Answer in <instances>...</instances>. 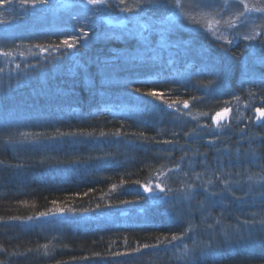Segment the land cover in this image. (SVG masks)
Instances as JSON below:
<instances>
[{
  "label": "trees",
  "instance_id": "1",
  "mask_svg": "<svg viewBox=\"0 0 264 264\" xmlns=\"http://www.w3.org/2000/svg\"><path fill=\"white\" fill-rule=\"evenodd\" d=\"M56 2L58 0H52L53 4ZM168 2L172 3L173 0ZM140 3L141 0H124V3L120 0L109 1L103 14L109 11L112 15L119 8L130 7L133 9L130 17L146 12V16L149 15L151 19L148 22L161 24L157 20L165 18L172 10L154 8L152 11L138 12L137 6ZM54 11L43 15L39 13L30 15L21 22L13 20L14 16L21 14L17 6L0 5V31L7 27L25 37L15 42L19 47L11 49L12 63L7 67L11 69L10 75L13 79L9 80L8 75L0 74V122L9 117L20 124V132L33 134L47 132L55 135V129L59 128L65 132L78 129L94 131L96 137H100L101 132L112 134L119 131L126 134L124 137L126 140L134 141L139 146L132 148L124 143L107 142L98 146L91 143H79L74 146L65 143L61 147L69 155L60 153L57 159L63 162L57 164L54 170L47 164L34 166L33 161L39 157L30 149L18 148L14 155L11 148L0 145V164L3 165L0 167V262L184 264L180 248L167 253L162 250L142 249L141 253L132 254L134 258L111 255V252L125 250L124 237L128 238L130 249L135 247L137 241L141 245L155 244L156 237L162 239L164 236L180 235L188 228V221H191L201 233L206 229V225L201 222V213L195 207L197 202L195 200L190 209L188 205L182 204L174 213L166 211L167 205H160L148 208L143 215L138 214L136 209L139 205H144L143 200L139 205H120L113 208L105 206L109 202L117 204L118 198L134 200L137 191L140 190V186L135 183L137 180L141 184L150 180L154 183L157 180L154 178L160 173L159 179L177 188L179 181L184 179L182 174L171 176L173 173L168 172V168L175 167L168 157L179 162L183 155L181 151L178 149L169 151V146L164 144L146 143L134 137L132 133L138 134L142 131L149 139L152 137L156 140L171 139L169 133L174 130L191 131L197 125H212L216 113L223 111L224 108H230L227 123L231 128L224 129L227 134L222 136L223 140L231 142L230 146L237 143L241 129L250 135L264 137V126L255 121V116H259L255 109L264 108V93H261L260 87L256 84L245 82L243 75L245 62H249L257 76L264 75V64L251 65L252 49L249 45L252 42L236 41L230 51L224 53L217 46L218 42L214 37L202 29L195 35V43L197 47L209 50L210 56L215 58L216 66L213 71L216 75H193L188 81V87L168 83L166 78L169 75L186 74L182 63L178 62L176 68L171 71L167 65L136 67L129 63L130 57L144 51L143 44L146 40L151 41L153 46H158V33L141 28L133 29L131 27L133 23L126 24L124 20L123 26H109L104 18L99 17L100 13L90 17L93 21L91 27L87 26L88 21H81L85 25L84 32L87 36L79 35V42L76 43L79 51L74 56L64 57L61 62L50 58L45 60L49 53L36 55V48L32 45H56L64 39L72 42L70 34L60 33L68 30L69 25L66 21L70 15H83V8L79 5L66 8L56 16ZM208 16L213 18L214 14L210 12ZM258 21L259 25L261 20ZM184 25L185 23H182V26ZM75 32L79 34V26H76ZM247 32L252 31L245 30L241 33ZM185 33H182L183 38H189ZM85 41L87 43H84ZM256 54L261 55L260 52ZM54 55L59 56V53ZM114 56L118 57L115 62L105 64L106 60L111 61ZM4 60L5 58L0 56V66H5ZM196 63L198 67L203 66L199 58ZM16 64H20L19 70L15 68ZM29 64H40L43 67L32 69L29 68ZM18 71L22 77L19 80L15 78ZM25 72H32V75L24 76ZM213 79L216 80V85L212 89L201 87ZM132 80L137 82L129 83ZM137 87L141 92L150 90L163 92V99L168 103L186 100L188 107L184 108L182 103L174 105L180 109L179 119L176 115L168 114L172 110L165 108L164 111H160L161 101L156 102L155 109L151 106L146 109L133 97L134 89ZM133 107L136 111H129ZM141 117L155 127H137ZM12 131L16 132V129ZM0 138L6 140L7 136L0 133ZM100 138L121 139L111 135ZM210 138L205 135L204 140L192 142L188 137L181 136L179 145L185 148L198 147L201 153H207L208 162L213 163L215 152L205 143ZM253 147L257 148V156L264 153V148L258 145ZM105 154L114 159L111 165L102 166L100 171H86L67 162L76 158L87 159ZM22 161L29 165L27 171L23 173L18 174L14 168L8 167ZM255 164L264 165V158L257 159ZM255 164L242 162L240 165H227L233 172L237 170L243 172L240 185L243 191H236V196L244 197L248 202L244 203L230 194H225L223 203H218L212 210L213 217H222L218 231L238 225L240 221L248 218V213L264 210V201H261L258 193L254 191L259 187L256 181L262 174V168L256 167ZM162 166H165L163 172L167 173V176L161 173ZM197 171L201 169L197 168ZM249 175L253 176L252 180L248 179ZM113 184L117 186L115 190H112ZM249 189L253 190V196L256 197L254 204L244 196ZM197 199L202 200L203 196ZM53 201L56 203L53 204ZM98 203L101 204V209H96ZM57 208H74L83 214L85 209L92 211L87 212L88 216H80L79 223H62L64 218L56 216L53 222L42 223L39 227L23 226L26 223H33L27 220L28 217H36L43 221L45 218L40 217L41 212H50ZM13 217H19L20 220L11 219ZM200 239L205 240L207 236L202 235ZM175 243L180 244V241ZM185 243L189 248L192 247L191 241L185 240ZM45 244L48 245L47 249L43 248ZM163 248V244L159 245V249ZM29 249L33 252L29 253ZM37 249L39 251H36ZM46 252L48 255H45ZM97 252L101 253V256L93 255ZM222 253L225 257L223 264H261L264 260V242L258 241L254 245L240 243L222 249ZM213 260L212 256H208L206 264H213Z\"/></svg>",
  "mask_w": 264,
  "mask_h": 264
},
{
  "label": "snow or ice",
  "instance_id": "2",
  "mask_svg": "<svg viewBox=\"0 0 264 264\" xmlns=\"http://www.w3.org/2000/svg\"><path fill=\"white\" fill-rule=\"evenodd\" d=\"M124 3V0H120ZM0 5L4 6H17L20 10L19 16H14L13 20H19L23 22L30 15H35L37 13L43 15L53 10V8L66 7L64 4L54 5L52 0H0ZM83 7V15H70L66 23L69 25L68 30L61 32V35H71L72 42L69 39H64L60 44L48 45L43 44H33L32 47L39 50L40 53L48 52L49 55L45 57V60L49 58L53 61L61 62L64 57L74 56L79 49L76 47V43L79 42V35L83 34L87 36L84 32L85 25L81 21H88L87 26L91 27L93 21L90 17H95L97 13L103 14L105 9L108 7V0H80V5ZM185 7H190L193 12L200 11H210L214 12L215 25L213 27L209 25L207 31L214 37L218 42L217 46L223 50L224 53L230 51L231 46L235 44L236 41L252 42L249 47L252 49L250 52V63L252 66L256 64H264V0H258L257 5L250 6L245 0H234V4H228L227 0H190L189 3L182 2V0H173L169 3L168 0H141L138 4L137 9L139 11H152L154 8H165L172 9V16L167 18L166 24H154L151 22H145L140 24L141 29L150 32L158 33L159 42L158 46H153L151 41L146 40L143 44L144 51L137 55L130 57L129 63L136 67L151 66V67H162L167 65L169 70H174L177 63H182L186 74L181 76L177 73L176 76L169 75L166 78V82L179 84L184 87H188V81L193 75L202 76L206 74L216 75L213 69L216 66L215 58L210 56L209 50L202 47H197L195 43V36L191 35L189 39L183 38V27H198L203 28L199 21L196 20L194 16H186L184 12ZM234 10H231L233 9ZM122 12H133L130 7L121 8ZM258 14V19L261 20L259 25L260 31L247 32L241 34V29L245 26L250 17ZM184 16L188 21L187 25H180L174 23L177 18ZM131 20V18H129ZM76 26H79V34L75 32ZM221 31H227L231 34V38L221 34ZM47 35V34H44ZM259 37V39H258ZM25 37L18 35L11 31L9 28H5L0 31V56L4 57V65L0 66V74H6L9 80L13 79L10 75L11 69L7 67L8 64L12 63V51L13 47H19L16 45L17 40H23ZM84 43H87L85 41ZM8 49V50H5ZM72 50V51H69ZM257 52L261 55L257 56ZM54 53H59V56L54 55ZM39 53H37L38 55ZM23 55V53H20ZM199 58L202 67H198L196 60ZM118 59V57H113L111 61L106 60L105 64L113 63ZM79 57H77V63ZM79 66V65H78ZM20 64H16L15 68L20 69ZM43 67V65H31L29 68ZM230 70V67L229 69ZM24 76H31L32 72L23 73ZM243 75L245 82L256 84L260 87L261 93H264V75L257 76L250 66L249 62H245L243 68ZM17 80L21 79V74L17 72L15 77ZM137 81L132 80L129 83L134 84ZM216 85V80H209L208 83L201 85L205 89H212ZM174 91V90H173ZM250 95H255V93H250ZM164 93L157 90H150L147 92H141L140 88H135L133 97L140 104L144 105L147 109L150 106L155 109L156 102L161 101L159 105L160 111H164L165 108L172 110L168 114L176 115L177 119L180 116V109L174 107V105L182 103L184 108L188 107V101H173L168 103L163 99ZM151 98V99H150ZM193 99H197L193 97ZM129 111H136L135 107L129 109ZM230 108H224L222 112L216 113L214 123L212 125L201 126L197 125L196 128L191 131H172L169 133L171 139H161L156 140L155 137L148 138L141 131L138 134L132 133L134 137L142 140L146 143L164 144L169 146V151L179 150L183 153L179 162L174 161L171 157L168 159L175 164V167L168 168V172L173 174H182L184 179L179 181V187L173 188L171 184L166 183L163 180H159L157 183H153L151 180L141 184L139 180L135 181L137 185L140 186V190L137 191L134 200L119 199L117 204H112L109 202L105 205L108 208L119 207L120 205H139V202L143 200L144 205H139L136 209L138 214H145L148 208L157 207L160 205H167L166 211L174 213L180 205H188L189 209L193 206L192 202L197 201L195 207L201 213V222L206 225V229L203 233L199 232L195 225L188 221V228L182 232V234H173L170 237L164 236L162 239L156 237V243H144L141 245L138 241L135 242V247L129 249L128 238H123L124 251L111 252L113 257H126L134 258L133 253H141L142 249H154L162 250L165 253L180 248L182 250L184 264H206V258L212 256L214 258L213 264H223L224 255L222 249L230 248L240 243H245L248 245H254L258 241L264 242V210L261 212H251L247 214L246 219L240 221L236 226H229L228 228H222L220 231L217 230L218 226L222 223V217H213L212 210L216 207L218 203H223L225 194H230L234 198L247 203V199L244 197H237L236 191H243L240 187L241 178L243 172L237 170L235 172L227 168L228 164L240 165L242 162H247L249 164H255L257 159L264 158V153L257 156V148L253 147L258 145L264 148V137L250 135L249 132L240 130L238 135V141L235 145H231L230 141L222 139V136L227 133L224 129H230L231 125L227 123L226 113L230 112ZM256 113L259 116H255V121L258 122L260 126H264V108H256ZM131 118V117H127ZM225 121V123H222ZM51 126V125H49ZM123 126V125H122ZM155 127L148 120L140 118L137 122V127ZM44 127V125H41ZM16 132H13V129ZM20 124L13 121L9 117H5L3 122H0V133L7 136V139L0 138V145L9 147L13 150L15 155L16 149H30L36 156L39 157L38 160L33 161V165L36 167L43 166L47 164L50 168L55 170V166L63 161L57 159L60 153L64 155H69V153L61 147L63 144L76 145L79 143H91L94 146L101 145L103 143H124L128 147H138L134 141L126 140L124 137L125 133H100V137L115 136L121 139L116 140H103L100 137H96L95 132H86L84 130H70L61 131L59 128L55 129L56 134L51 135L47 132L41 133H30V132H20ZM205 135L211 137L205 141L206 146L215 152V160L213 163L208 162L207 153H201L199 148H193L191 146L185 148L179 145V138L181 136L188 137L192 142H197L205 139ZM247 145V147H245ZM56 153V156L51 155ZM114 158L108 154L102 156L88 157L87 159L76 158L74 160L67 161L76 168H83L86 171H100L101 167L104 165H111ZM94 161V163H90ZM3 165L0 164V167ZM256 167L262 168V174L258 176L256 181L259 187L254 191L258 193L259 199L264 201V165L255 164ZM16 170V172L23 173L27 171L29 165L25 162H20L16 165H8ZM161 167V173L167 176V173L163 172ZM197 168L201 171H197ZM246 171V170H245ZM160 173L154 179H159ZM171 179V177H168ZM249 180L253 179L252 175L248 176ZM23 183V180H21ZM116 185H112V190L116 189ZM235 189V190H234ZM147 194V196H145ZM87 195V193H85ZM203 196L202 200L197 198ZM244 196L255 202L256 197L253 196V190L244 193ZM53 204L56 201L52 202ZM147 207H146V206ZM96 209H101V204L96 205ZM89 209H85L84 212L87 213ZM182 211V209H181ZM83 213H78L74 208H57L50 212H41L40 217H44L43 221H39V218L28 217V221L33 223H26L23 226L25 228L39 227L42 223H51L54 221L56 216H61L64 219L62 223H79V217ZM51 218V219H49ZM13 220H20L19 217L11 218ZM39 221V222H37ZM209 221H214L209 223ZM206 235L207 239L201 240L200 237ZM185 240L191 241L192 247L189 248ZM180 241V244L175 243ZM163 244L164 248L159 249V245ZM171 246V247H169ZM44 249L48 248V245H43ZM29 253L33 252L32 249L28 250ZM36 251H39L37 249ZM45 255H48L46 252ZM95 256H101V253H94ZM54 258V257H50ZM75 259V257H74ZM0 264H6V262H0ZM57 264H60L57 261ZM264 264V260L261 261Z\"/></svg>",
  "mask_w": 264,
  "mask_h": 264
},
{
  "label": "rangeland",
  "instance_id": "3",
  "mask_svg": "<svg viewBox=\"0 0 264 264\" xmlns=\"http://www.w3.org/2000/svg\"><path fill=\"white\" fill-rule=\"evenodd\" d=\"M109 1H113V0H108V2ZM182 2L189 3L190 0H182ZM245 2L248 3L250 6L258 4V0H245ZM227 3L228 4H234V0H227ZM57 4H64V5H66V7H61V8H58V9L54 7L53 10H55L54 11L55 16L60 11L64 12V9H66V8H69V7H72V6H75V5H80V0H58V2H56L54 5H57ZM109 6H110V4H109ZM81 8H83V7L81 6ZM183 10H184L186 16H189V17L194 16L196 18V20H198L200 22V25L203 26V28L186 27L185 26L183 28V32L184 33L186 32L187 35L189 36V38H190L191 35L195 36L196 34L201 32L202 29L207 30L209 25H212L213 27H217L215 25V19L217 17L215 16L214 12H211V13L214 14L213 18H209L208 15H209L210 11H207V10L200 11V12H193L190 7H185ZM231 10H234V8L231 9ZM108 12H107V14H101L99 17L101 19L109 17V18H111L114 21L124 20L126 24H130L132 22L133 26H131V27L133 29L134 28H141L140 24L148 22L149 20H151L149 18V15H148V17L146 16V12H140V13L137 12L138 14L134 15V17H130L131 13L133 14V12H131V13L122 12V11H120V8L117 10V12L115 11V13H113L112 15H110V12L109 13ZM172 14H173V10H171V12L166 14L165 18H163L162 20H157V21H159V23H161V24H166L167 23V18L172 16ZM129 18H131V20ZM132 19H133V21H132ZM137 20L140 21V24L137 23ZM200 20H203V21H200ZM258 20H259L258 19V14L253 15L252 17H250L248 22H247V24L242 27L241 32H243L245 30L246 31L247 30L253 31L254 28H255V31H260L259 27H255L256 24L258 25V23H259ZM174 23L180 24V25H182V23H185V25H187L188 21L185 19L184 16H181V17L177 18V20H175ZM221 34H224V35L228 36L229 38H231V34L229 32H227V31H221ZM189 38H187V39H189ZM184 39H186V38H184ZM258 39H259V37H258ZM37 53L40 54L39 50L35 49V54L37 55ZM171 176H174V174H171ZM159 180H161V179L156 180L154 183L159 182ZM88 215H89V213H84L83 214V216H88Z\"/></svg>",
  "mask_w": 264,
  "mask_h": 264
},
{
  "label": "water",
  "instance_id": "4",
  "mask_svg": "<svg viewBox=\"0 0 264 264\" xmlns=\"http://www.w3.org/2000/svg\"><path fill=\"white\" fill-rule=\"evenodd\" d=\"M104 20H105L106 24H108L109 26H123L124 25V21L123 20L114 21V20H112L109 17L104 18ZM225 115L227 116L228 113H226ZM215 117L213 118V123H214Z\"/></svg>",
  "mask_w": 264,
  "mask_h": 264
}]
</instances>
